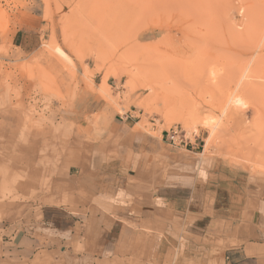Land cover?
<instances>
[{
	"label": "rangeland",
	"instance_id": "1",
	"mask_svg": "<svg viewBox=\"0 0 264 264\" xmlns=\"http://www.w3.org/2000/svg\"><path fill=\"white\" fill-rule=\"evenodd\" d=\"M237 84L244 106L223 113ZM113 118L182 128L234 182L264 184V0H0V229Z\"/></svg>",
	"mask_w": 264,
	"mask_h": 264
},
{
	"label": "crops",
	"instance_id": "2",
	"mask_svg": "<svg viewBox=\"0 0 264 264\" xmlns=\"http://www.w3.org/2000/svg\"><path fill=\"white\" fill-rule=\"evenodd\" d=\"M137 125L113 118L67 153L57 193L0 229V264L252 263L246 249L264 247V184L234 182L197 144L172 147L166 132Z\"/></svg>",
	"mask_w": 264,
	"mask_h": 264
},
{
	"label": "bare ground",
	"instance_id": "3",
	"mask_svg": "<svg viewBox=\"0 0 264 264\" xmlns=\"http://www.w3.org/2000/svg\"><path fill=\"white\" fill-rule=\"evenodd\" d=\"M75 46V45H74ZM58 49V48H57ZM59 50V49H58ZM61 51V50H59ZM58 52V51H57ZM63 56V55H62ZM65 56V55H64ZM66 57V56H65ZM64 58V57H63ZM134 72H133V76H134ZM211 76V75H210ZM247 76V75H246ZM245 76V77H246ZM135 77V76H134ZM244 77V76H243ZM212 78V77H211ZM210 79V78H209ZM235 90L233 91L232 90V93L228 96V98L225 100V104H224V107H223V113H227L229 110H239L238 107H242L244 106V102L242 103L241 99L239 98V92H240V88H241V84H237V86H235ZM107 93V92H106ZM186 117V116H185ZM181 120H184V123L187 121V119H182L183 117L181 116L180 117ZM187 118V117H186ZM193 119H195V117H191ZM190 118V119H191ZM192 119V121H193ZM186 120V121H185ZM195 121V120H194ZM183 122V121H182ZM197 124V122H195ZM186 126L188 124V126L192 125V127H194V125L196 126V124H194L193 122L191 123L190 121L186 122L185 123ZM194 124V125H193ZM206 124V123H204ZM216 127L212 129V132L210 133V137L208 138L207 140V144H210L212 141H213V138H214V134H215V131H216Z\"/></svg>",
	"mask_w": 264,
	"mask_h": 264
},
{
	"label": "built area",
	"instance_id": "4",
	"mask_svg": "<svg viewBox=\"0 0 264 264\" xmlns=\"http://www.w3.org/2000/svg\"><path fill=\"white\" fill-rule=\"evenodd\" d=\"M165 134L167 142L172 147L188 149L197 144L196 140L193 141L188 133L179 127H175L170 131H167Z\"/></svg>",
	"mask_w": 264,
	"mask_h": 264
}]
</instances>
